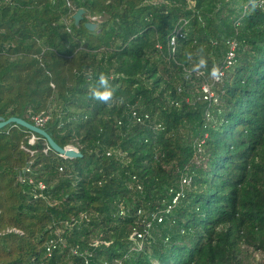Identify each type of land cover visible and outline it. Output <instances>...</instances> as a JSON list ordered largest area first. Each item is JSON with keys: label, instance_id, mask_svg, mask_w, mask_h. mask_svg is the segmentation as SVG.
<instances>
[{"label": "trees", "instance_id": "16d2710c", "mask_svg": "<svg viewBox=\"0 0 264 264\" xmlns=\"http://www.w3.org/2000/svg\"><path fill=\"white\" fill-rule=\"evenodd\" d=\"M233 39L218 101L205 100ZM201 45L208 67L193 73L186 53ZM100 73L122 103L90 98ZM41 113L82 156L15 123L0 129V264H264V5L0 0V116L35 124ZM182 177L191 181L173 203ZM59 237L66 246L49 253Z\"/></svg>", "mask_w": 264, "mask_h": 264}, {"label": "built area", "instance_id": "2783aa9c", "mask_svg": "<svg viewBox=\"0 0 264 264\" xmlns=\"http://www.w3.org/2000/svg\"><path fill=\"white\" fill-rule=\"evenodd\" d=\"M92 19H96V17H92ZM184 36V34L182 33V28L179 27L175 30L174 34L171 36L170 38V44L171 45H174L177 41V38L178 37H182ZM229 43V51L226 55V58L224 60V63L220 68L221 72L223 73V75L220 77V79H213L211 80V82H207L205 84H203L202 86V91H203V98L205 100H208L210 102H217L218 101V97L217 95L215 94L214 90H213V86L214 84H217L219 82H221L222 78L224 77L225 75V71L228 67L232 66L233 63L235 62V57H236V47H237V42L233 39V40H230L228 41ZM132 116L133 118H135V120L137 122H143L146 118H148V115H141L139 114L138 111L136 110H133L132 111ZM33 119L35 121V124L39 127H43L45 125V123L48 121L49 119V115L48 114H44V113H41V114H37V115H34L33 116ZM37 140H38V137L36 135H32L29 139V144H30V147H27V146H24V149L29 152L31 155H34L36 150L32 148V146H35L36 143H37ZM68 147H71V148H74L75 150H78L75 146H72V145H68ZM49 149V146L44 148V152H47ZM60 156H63L64 158H67L66 156H64L63 154H59ZM33 161L31 160L29 162V164L25 167V171L26 172H30L31 171V163ZM60 170H62V167L60 168ZM22 181H24V178H22ZM28 181L30 183H34V179L32 177L28 178ZM191 179L189 177H182L181 179V184H180V190H177V191H174L173 188H171V192L174 193V197H173V203H176L177 200H178V197L183 193V188L185 185H188L190 183ZM38 187L39 189L42 191L45 189V184L43 182H38ZM34 197L35 198H39V197H43V194L42 193H35L34 194ZM171 206L168 207V209L170 208ZM138 214L141 213V210H138L137 212ZM152 216V219H157L159 222L162 220V217L159 216L158 213L156 212H153L151 214ZM143 232H136L135 234H137V236L139 238H142L144 233L146 232H149L150 231V228L152 226V221L151 220H143ZM66 246V243L64 241V239L62 237H59V238H53L49 241L48 245H47V251L49 253H51L53 250L57 249V248H61V247H65ZM74 253H77V250L74 249L73 250ZM120 264H124V263H120Z\"/></svg>", "mask_w": 264, "mask_h": 264}, {"label": "clouds", "instance_id": "9594fccd", "mask_svg": "<svg viewBox=\"0 0 264 264\" xmlns=\"http://www.w3.org/2000/svg\"><path fill=\"white\" fill-rule=\"evenodd\" d=\"M248 3L252 10L264 5V0H248ZM206 46L201 45L195 52L186 53V60L191 63V71L193 73H203L208 67V60L205 55ZM209 75L213 79H220L223 75L218 65H213ZM89 96L92 100L101 104L112 106L117 101L123 102V98H117L115 96L114 89L110 84V78L104 73H100L95 85L89 89Z\"/></svg>", "mask_w": 264, "mask_h": 264}, {"label": "water", "instance_id": "95a60500", "mask_svg": "<svg viewBox=\"0 0 264 264\" xmlns=\"http://www.w3.org/2000/svg\"><path fill=\"white\" fill-rule=\"evenodd\" d=\"M86 10L84 8L78 9L74 14L73 18L76 24H79V22L83 19L84 14ZM85 26L88 29L94 30L97 28L98 24L96 22L88 21L85 23ZM15 123L21 126H24L28 130H30L33 133L39 134L41 137H43L50 148H52L55 152L59 154H63L67 158H73V157H79L82 156V153L78 150H75L74 148L68 147V146H61L59 145L53 137L47 132L46 129L43 127H39L34 123H31L27 121L24 118L18 117V116H11L9 118H5L3 116H0V129L11 124Z\"/></svg>", "mask_w": 264, "mask_h": 264}, {"label": "rangeland", "instance_id": "374dc122", "mask_svg": "<svg viewBox=\"0 0 264 264\" xmlns=\"http://www.w3.org/2000/svg\"><path fill=\"white\" fill-rule=\"evenodd\" d=\"M263 260H264V258H263ZM263 263H264V261H262Z\"/></svg>", "mask_w": 264, "mask_h": 264}]
</instances>
